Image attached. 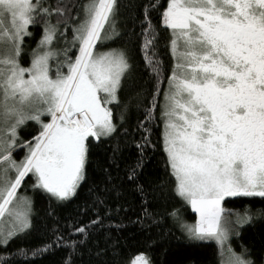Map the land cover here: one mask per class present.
I'll return each mask as SVG.
<instances>
[{
	"label": "snow or ice",
	"instance_id": "obj_1",
	"mask_svg": "<svg viewBox=\"0 0 264 264\" xmlns=\"http://www.w3.org/2000/svg\"><path fill=\"white\" fill-rule=\"evenodd\" d=\"M160 7L154 2L145 6L140 31L133 33L142 38L139 51L153 82V102L144 106L128 51L98 48L126 35L118 28V0H0V220L8 218V226L0 227V247L7 248L32 227V200L18 194L26 178L32 179L34 192L50 201L71 200L85 180L94 143L115 139L133 108H143L144 116L137 125L143 134L134 142L137 158L126 169L143 202L135 223L143 228L159 223L149 211L148 187L139 182L155 150L149 125L157 107L169 183L197 216L188 224L175 211L170 213L186 238L214 241L222 258L230 236H238V228L254 219L246 211L228 221L232 213H226L223 202L230 197L264 198V0H167L160 21L170 31L174 64L166 88L157 27L149 17L150 9ZM34 27L41 35L26 53L25 41L32 38ZM114 108L119 109V125ZM29 121L38 130L22 140L19 130ZM122 135H129L127 128ZM111 148L110 160L116 164L123 146L116 141ZM108 179L112 183L110 173ZM165 187L151 191L163 195ZM104 192L120 195V186L112 183ZM104 202L97 196V204ZM93 227H103L99 216L70 234L83 239L57 236L54 243L75 253ZM52 247L31 250V256H42ZM16 255L27 260L29 250ZM227 255L222 264H254L246 258L247 249L237 254L228 245ZM0 264L14 261L0 255ZM65 264H72L71 257ZM128 264L152 261L139 253Z\"/></svg>",
	"mask_w": 264,
	"mask_h": 264
},
{
	"label": "trees",
	"instance_id": "obj_2",
	"mask_svg": "<svg viewBox=\"0 0 264 264\" xmlns=\"http://www.w3.org/2000/svg\"><path fill=\"white\" fill-rule=\"evenodd\" d=\"M54 2V0H53ZM83 3L85 0H77ZM161 5L157 10L150 9L149 17L157 27L158 58L162 62V87H167V77L171 75L174 64L170 54V31L165 30L160 21V13L166 7L167 0H118V28L123 35L122 39L105 42L102 49H125L128 51L133 64V75L136 89L142 91L141 99L144 106L153 102V82L144 68V60L139 51L142 38L133 33H139V21L144 18L145 6L152 3ZM33 36L25 41V52L36 47L40 38L39 27L31 29ZM71 33L69 32V39ZM28 57L24 58L27 65ZM163 102V95L159 103ZM115 122L119 125V109L114 108ZM156 119L149 125L151 141L155 150L149 153V160L143 170L139 182L148 187L151 211L159 221L157 225L143 228L135 223L142 216L143 202L134 185L127 180L126 169L137 158L135 143L140 141L142 130L137 128L140 120L144 119L143 108H133L123 127L118 128L115 139H108L95 144L90 150L88 164L85 169V180L71 200L58 203L50 201L43 193L32 190V179L26 178L19 195L28 196L32 200L31 223L32 227L25 233L13 238L7 248L0 247V255L10 256L14 264H65L71 257L72 264H128L137 254L145 253L151 258L152 264H221L217 245L213 242H190L180 227V222L194 224L197 216L190 206L186 205L172 190L174 184L166 168V157L163 152L161 133L163 125L159 120L160 109L155 112ZM34 121H29L19 130L22 140H29L38 130ZM124 128L129 135L123 136ZM119 141L123 146L116 164L111 163V145ZM23 155H17L19 159ZM118 165V166H117ZM107 169V172L105 171ZM111 174L112 183L120 186V195L116 192L105 193L104 189L111 188L108 174ZM166 185L164 194L152 193V188ZM104 199V204H97L96 198ZM224 207L227 213L243 214L250 211L254 219L238 228L239 235L231 238L230 246L237 253L248 250L246 258H251L254 264H264V198H229ZM176 212L180 218L177 222L170 213ZM99 216L103 227H93L86 244L78 247L73 253L70 248L57 247L54 243L57 236L64 240L83 239L79 235H70L76 227L89 225ZM57 230V231H54ZM52 244L50 251L42 256H31V250ZM20 249L29 250V257L25 260L16 255ZM99 253V255H97Z\"/></svg>",
	"mask_w": 264,
	"mask_h": 264
},
{
	"label": "rangeland",
	"instance_id": "obj_3",
	"mask_svg": "<svg viewBox=\"0 0 264 264\" xmlns=\"http://www.w3.org/2000/svg\"><path fill=\"white\" fill-rule=\"evenodd\" d=\"M42 119L45 121V122H47V120H48V117H42ZM21 197H23L24 195H20ZM230 198H239V197H230ZM247 198H255V197H247ZM256 198H259V197H256ZM227 199H229V198H226V200ZM225 202V201H224ZM224 202H223V207H224ZM224 209H225V207H224ZM226 211V210H225ZM227 213V212H226ZM226 219L228 220V221H231V222H234L235 221V219H236V217L234 216V215H231V216H226ZM6 226H8V218L7 217H5V218H3V220H0V227H6ZM234 236V234H232L231 236H230V239H229V241H228V245H230V241H231V238ZM209 242H213V243H215L214 241H209ZM228 245H226L225 246V255L221 258L220 257V260H221V264H222V260L223 261H227V259H228V255H227V246Z\"/></svg>",
	"mask_w": 264,
	"mask_h": 264
},
{
	"label": "flooded vegetation",
	"instance_id": "obj_4",
	"mask_svg": "<svg viewBox=\"0 0 264 264\" xmlns=\"http://www.w3.org/2000/svg\"><path fill=\"white\" fill-rule=\"evenodd\" d=\"M106 50H108V49H102L101 51H106Z\"/></svg>",
	"mask_w": 264,
	"mask_h": 264
}]
</instances>
